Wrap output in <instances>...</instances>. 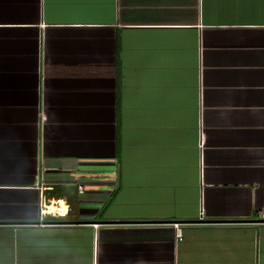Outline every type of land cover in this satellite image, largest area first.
Segmentation results:
<instances>
[{
  "label": "crops",
  "instance_id": "1",
  "mask_svg": "<svg viewBox=\"0 0 264 264\" xmlns=\"http://www.w3.org/2000/svg\"><path fill=\"white\" fill-rule=\"evenodd\" d=\"M0 264H264V0H0Z\"/></svg>",
  "mask_w": 264,
  "mask_h": 264
},
{
  "label": "built area",
  "instance_id": "2",
  "mask_svg": "<svg viewBox=\"0 0 264 264\" xmlns=\"http://www.w3.org/2000/svg\"><path fill=\"white\" fill-rule=\"evenodd\" d=\"M76 188H77V191H81V189H82V184H81V183H77V184H76ZM58 209H59L58 207H54V209H52L51 212H55V213H56V211H58ZM39 212H40V213H46V206H44V205L42 204V205L40 206ZM93 225L95 226V223H93ZM172 225H173V227H174V229H175V233H176L177 237L180 238L178 222L173 221V222H172Z\"/></svg>",
  "mask_w": 264,
  "mask_h": 264
},
{
  "label": "bare ground",
  "instance_id": "3",
  "mask_svg": "<svg viewBox=\"0 0 264 264\" xmlns=\"http://www.w3.org/2000/svg\"><path fill=\"white\" fill-rule=\"evenodd\" d=\"M59 202H60V206H61V204H62L61 202H62V201H59ZM48 207L50 208V205H49ZM61 208H63V207L61 206Z\"/></svg>",
  "mask_w": 264,
  "mask_h": 264
},
{
  "label": "water",
  "instance_id": "4",
  "mask_svg": "<svg viewBox=\"0 0 264 264\" xmlns=\"http://www.w3.org/2000/svg\"><path fill=\"white\" fill-rule=\"evenodd\" d=\"M176 222H179L180 223V221H176Z\"/></svg>",
  "mask_w": 264,
  "mask_h": 264
}]
</instances>
